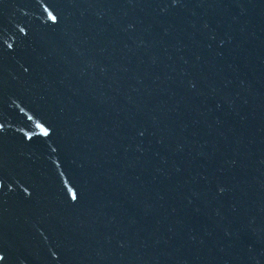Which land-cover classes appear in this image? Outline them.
<instances>
[{"label":"water","instance_id":"1","mask_svg":"<svg viewBox=\"0 0 264 264\" xmlns=\"http://www.w3.org/2000/svg\"><path fill=\"white\" fill-rule=\"evenodd\" d=\"M0 264H264V0H0Z\"/></svg>","mask_w":264,"mask_h":264}]
</instances>
